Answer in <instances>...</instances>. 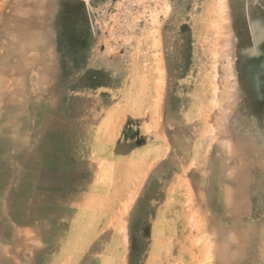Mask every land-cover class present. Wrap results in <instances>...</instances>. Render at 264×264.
Masks as SVG:
<instances>
[{
    "label": "rangeland",
    "instance_id": "rangeland-1",
    "mask_svg": "<svg viewBox=\"0 0 264 264\" xmlns=\"http://www.w3.org/2000/svg\"><path fill=\"white\" fill-rule=\"evenodd\" d=\"M0 264H264V0H0Z\"/></svg>",
    "mask_w": 264,
    "mask_h": 264
}]
</instances>
